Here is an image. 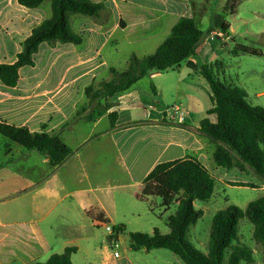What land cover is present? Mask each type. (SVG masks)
<instances>
[{
	"label": "crops",
	"instance_id": "crops-1",
	"mask_svg": "<svg viewBox=\"0 0 264 264\" xmlns=\"http://www.w3.org/2000/svg\"><path fill=\"white\" fill-rule=\"evenodd\" d=\"M92 1L105 5L100 17L82 15L72 20L82 44L44 42L33 56L34 66L19 69L16 86L0 82L1 122L31 133H56L72 150L52 169L46 155L28 151L0 134V264L46 262L68 247L77 249L72 264H83L78 255L92 248L94 234L106 232V225L124 227L117 236L119 246L125 232H147L141 204L152 197L141 200L140 195L145 178L159 163L191 157L216 182L226 184L235 177L215 164V143L199 131L205 117L217 120L215 114H207L213 102L200 67L222 62L221 75L225 73L223 60L207 62V58L227 45L232 24L228 22L225 33L223 17L220 24L209 23L206 31L199 27L204 37L194 55L177 69L153 71L110 98V112L118 113L112 127L108 114L95 121L74 119L88 103L86 87L110 80L112 68L124 71L132 54L154 53L180 17L193 18L198 26L210 19L204 5L196 7L192 0ZM51 14L50 0L37 8H26L18 0H0V64L15 63L23 42ZM136 44L143 54H122L125 46ZM59 65L62 70L56 71ZM157 78L161 85H154ZM149 81L153 82L151 90L146 88ZM166 88L175 93L173 99L167 100ZM241 88L248 99V90ZM253 97L256 102L250 104L264 107V91L255 90ZM174 106L185 112L181 122L169 113ZM105 236L106 242L95 248L104 254L101 264H132L127 255L133 250L131 240L124 256L115 258L110 235L106 232Z\"/></svg>",
	"mask_w": 264,
	"mask_h": 264
},
{
	"label": "trees",
	"instance_id": "trees-1",
	"mask_svg": "<svg viewBox=\"0 0 264 264\" xmlns=\"http://www.w3.org/2000/svg\"><path fill=\"white\" fill-rule=\"evenodd\" d=\"M44 1L46 0H18V3L26 8H37ZM50 1L51 16L32 30L31 35L23 42L16 62L0 64V82L4 85H17L19 69L34 66L33 56L42 43L82 44V35L71 28V14L98 18L105 9L103 3L92 0ZM235 1L229 0L226 10L233 11ZM228 29L229 23L225 22L221 30L225 33ZM204 35L193 18L180 17L154 53L143 57L132 54L124 71L112 68L113 77L110 80L98 84L92 82L87 86L85 95L88 103L77 111L74 119L95 121L108 114L111 126L115 127L118 113L110 112V98L128 90L153 71L177 69L182 62L194 55L195 48ZM230 53L234 56H262L261 51L242 44H237ZM222 72V62L200 67V74L210 86L213 102V107L207 114H215L217 120L212 122L209 117H205L200 122L199 131L215 143L213 159L218 167L253 172L264 180V107L250 104L243 88L223 82L220 79ZM0 134L28 151L46 155L52 169L58 168L72 154L71 148L56 133H31L27 128L0 121ZM230 184L256 186L240 182ZM215 186L213 174L196 158L157 164L145 178L140 198L146 200L158 197L166 209L174 204L177 206L175 214L169 215L166 220L170 233L164 235L157 229L153 234L131 232L129 236L132 249H167L185 264H253L254 251L239 243L238 225L241 219L247 218L253 225L254 240L264 247V196L249 202L245 209L229 204L218 211L212 219L207 253L198 250L189 239L191 227L203 216V211L196 209L195 201L211 199ZM115 228L120 232L124 230L122 225ZM76 250V247H68L61 254L51 255L46 262L30 264H72L71 256Z\"/></svg>",
	"mask_w": 264,
	"mask_h": 264
},
{
	"label": "rangeland",
	"instance_id": "rangeland-1",
	"mask_svg": "<svg viewBox=\"0 0 264 264\" xmlns=\"http://www.w3.org/2000/svg\"><path fill=\"white\" fill-rule=\"evenodd\" d=\"M228 1L229 0H192L196 7L204 5L206 16L210 19L208 23L205 21L204 24L199 25L202 30L206 31L208 26H210L209 23L220 24V22H222L220 21L221 17L224 18V21L232 24V31L226 41L227 45L223 44V47H218L215 52L208 56L207 62H213L215 58L221 61L223 60L226 63V71L224 74H220V79L227 84H237L239 87L246 88L249 94L248 101L255 104L256 101H254L253 97L255 90L264 91V0H236L234 11L225 9ZM76 16L81 17L82 15H70L71 27L74 32L76 31L74 29L75 27L72 25V20ZM107 18L108 17H106V20ZM237 44L257 49L262 52V56H251L247 54L234 56L229 51ZM129 52L143 54L141 46L137 44L125 46L122 50L123 55ZM55 70L61 71V65L56 67ZM162 81L163 85H167L165 84L167 81L163 79ZM96 84H98V82H96ZM158 84L161 85V81L157 78L154 81V85ZM152 87L153 82H147V90L153 89ZM165 96L167 100H171L174 98L175 93L166 88ZM171 103L172 101H169L165 104ZM169 113L172 114V111L170 110ZM227 171L229 173L227 176H235L230 178V180H233L232 182L230 181L224 184L217 181L211 199L207 201H195L196 209L202 210L203 216L191 227L189 239L198 250L204 253H207L208 250L212 219L218 211L223 210L229 204H234L245 209L249 202L264 196V191L261 190V187L264 186V180L262 178L249 171L243 172L238 169ZM233 182H252L256 186H234L230 184ZM141 206L146 213L145 218L142 220L145 228L144 230H147V232L143 233L152 234L154 229H157L164 235L170 233L166 220L169 215L175 214L177 207L175 204L169 209H166L162 206V200L160 198L152 197L149 203L141 204ZM147 209L149 211L148 213ZM105 234L106 232L104 230L94 234L92 248L88 247L87 252L82 251L77 257L79 261L83 264H101L104 254L102 251L95 250V248L101 247V245L106 242ZM238 237L239 243L248 246L254 251L253 264H264V247L254 240L253 225L247 218H243L239 221ZM129 243L130 236L125 232L122 236V244L119 248L122 256H124V248H128ZM127 255L129 258L131 257L132 264H185L177 255L163 248L154 249L149 252L129 250Z\"/></svg>",
	"mask_w": 264,
	"mask_h": 264
},
{
	"label": "built area",
	"instance_id": "built-area-1",
	"mask_svg": "<svg viewBox=\"0 0 264 264\" xmlns=\"http://www.w3.org/2000/svg\"><path fill=\"white\" fill-rule=\"evenodd\" d=\"M170 110L172 111V114L181 122L185 118V112L181 111V108L178 106L171 107ZM106 232L110 235L109 244L111 249L113 250V256L115 258L120 257V251H119V243L117 241V236L119 234V231L116 230L114 226L106 225L105 226Z\"/></svg>",
	"mask_w": 264,
	"mask_h": 264
}]
</instances>
